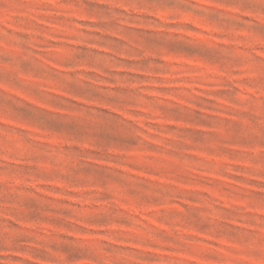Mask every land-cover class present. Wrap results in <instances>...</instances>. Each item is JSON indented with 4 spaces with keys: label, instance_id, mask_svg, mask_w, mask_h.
Wrapping results in <instances>:
<instances>
[{
    "label": "rangeland",
    "instance_id": "374dc122",
    "mask_svg": "<svg viewBox=\"0 0 264 264\" xmlns=\"http://www.w3.org/2000/svg\"><path fill=\"white\" fill-rule=\"evenodd\" d=\"M0 264H264V0H0Z\"/></svg>",
    "mask_w": 264,
    "mask_h": 264
}]
</instances>
